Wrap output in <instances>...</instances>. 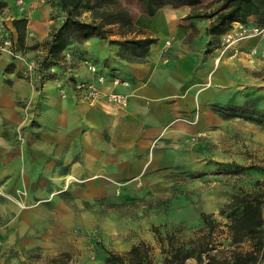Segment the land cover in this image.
<instances>
[{"label": "rangeland", "instance_id": "374dc122", "mask_svg": "<svg viewBox=\"0 0 264 264\" xmlns=\"http://www.w3.org/2000/svg\"><path fill=\"white\" fill-rule=\"evenodd\" d=\"M121 1L132 13H144L139 0ZM37 12L47 16L45 29L61 20L60 12L51 7L48 0H0V54L23 61L20 72L35 88L40 89L49 80H58L61 92L66 95L70 89L80 99L76 92L79 81L71 72L85 61L74 60L68 54L67 71H52L51 78L40 83L36 69L44 52L28 62L24 60L25 52L43 50L45 38L37 40L33 31L27 32L26 47L22 48L11 21L15 17L30 18L34 14L37 17ZM52 15L56 16L55 20L51 19ZM206 23L208 20L200 21V27L195 25L183 43L196 37L206 44L208 36L199 35ZM224 34L221 45L208 55L203 51V56L212 58L215 64H228L226 70H230L233 77L211 92L208 106L204 108V111L209 110L205 113L209 127L182 143L173 171L143 174L139 181L144 182L145 178L144 185L134 187L114 182L106 191L91 190L84 179L69 176L63 188L48 192L42 199L25 201L0 191L7 201L19 206L0 207V264H104L106 250L124 253L140 241L151 246L153 259L160 264L165 256L163 246L171 249L181 243L197 246L198 251L201 243L206 248L201 259L190 257L186 264H224L234 251L254 249V242L249 237L233 241L228 226L230 209L224 214L220 210L236 193L251 192L264 200V31L245 36L229 47L223 43ZM110 39L118 40L121 36L115 34ZM7 40L13 42L12 50L17 56L4 49ZM167 40L165 51L172 42L174 47L175 38L170 39V45H166ZM95 45V49H103L107 54L105 57L117 56L120 51L119 44L109 40H100ZM254 48L256 53H253ZM86 56L105 74L122 78L117 67L110 65V60L103 63L88 51ZM31 61L35 62L33 69H29ZM208 85L214 86L212 82ZM246 103L249 104L247 114L262 122L246 115L227 117L213 110L215 104ZM30 106L31 102L24 105L27 110ZM201 113L197 106L181 113L178 119L197 123ZM37 208L42 213L38 217L24 213L26 210L35 212ZM203 212L210 214L214 221L215 229L211 233L202 219ZM155 227L164 237L163 243L159 241Z\"/></svg>", "mask_w": 264, "mask_h": 264}, {"label": "crops", "instance_id": "0c3cea01", "mask_svg": "<svg viewBox=\"0 0 264 264\" xmlns=\"http://www.w3.org/2000/svg\"><path fill=\"white\" fill-rule=\"evenodd\" d=\"M191 11L187 5H165L153 16L131 11L136 24L158 41L141 60L125 61L110 55V65L117 67L130 86H114L112 75L99 86L104 92L127 93L126 107L109 104L103 97L92 102L78 99L70 89L65 95L58 80H49L37 89L20 72L23 61L0 54V191L25 201L42 199L48 192L63 188L69 176L84 179L91 190L106 191L114 182L134 187L144 185L145 178L139 181L143 174L173 171L182 143L209 127L205 115L209 110L204 108L211 92L233 77L226 70L228 64H215L203 56L205 44L199 38L183 43L192 25L200 27L199 20L183 19ZM26 17V33L33 31L37 40L46 38L50 30L45 29L47 16L37 12V17ZM248 20L253 22L256 16ZM209 22L199 35H206ZM173 37L174 47L172 42L165 51V40ZM99 41L92 38L86 47L103 59L107 54L93 46ZM43 52L29 50L24 60ZM11 62L14 69L7 71ZM71 73L78 81L96 80L86 62ZM27 102H31L29 110L24 107ZM197 106L202 110L197 123L178 119ZM17 206L0 194V207ZM24 213L34 217L42 214L39 208Z\"/></svg>", "mask_w": 264, "mask_h": 264}, {"label": "trees", "instance_id": "16d2710c", "mask_svg": "<svg viewBox=\"0 0 264 264\" xmlns=\"http://www.w3.org/2000/svg\"><path fill=\"white\" fill-rule=\"evenodd\" d=\"M139 1L143 4L144 13L148 16L155 15L165 5L173 7L187 5L193 10L183 18L184 20H209V24L205 27V34L209 38L205 44V55L214 52L221 45L222 35L232 27L234 22L256 23L264 26V0H211L207 3L204 0ZM48 4L60 12L61 20L51 26L42 43L44 53L38 59L36 69L40 83L51 78L52 71L55 73L67 71L68 54L74 60L89 62L86 56L88 51L86 41L92 38L118 43L120 51L117 56L121 60L129 61L133 58L144 59L151 45L158 41L157 37L148 34L145 29L136 24L131 11L121 0H48ZM253 15L256 16V20L250 22L248 19ZM51 19L55 20L56 16L52 15ZM27 23L26 16L15 17L12 20V25L17 33V42L22 48L26 47ZM191 27L196 26L192 25ZM115 34H119L121 39H110ZM98 59L96 58V61ZM99 60H103V63L109 62L110 57ZM72 67L69 66V68ZM13 69L14 62H11L7 65L6 70L12 71ZM248 108V103L245 105H213V110L227 117L246 115L248 118L262 122L255 116H249ZM226 209H230L228 226L233 233V241L239 242L249 237L254 242V249L234 251L232 257L223 263L264 264V200L251 192L236 193L225 208L220 210V213H226ZM201 215L204 223L209 227L210 233L213 232L215 224L211 215L205 212ZM154 230L159 235V241L163 243L164 237L158 228L155 227ZM199 245L201 246L199 251L197 246H187L186 243H181L171 249L163 246L162 251L165 256L162 264H186L190 257L201 259L202 251H206V248L203 243ZM104 264L160 263L154 261L151 246L145 241H140L124 253L106 250Z\"/></svg>", "mask_w": 264, "mask_h": 264}, {"label": "built area", "instance_id": "2783aa9c", "mask_svg": "<svg viewBox=\"0 0 264 264\" xmlns=\"http://www.w3.org/2000/svg\"><path fill=\"white\" fill-rule=\"evenodd\" d=\"M264 31V26H261L256 23L246 24L242 22H236L234 27L228 30L223 36V43L227 44V47L235 44L239 40H241L245 36L250 35H259ZM12 41L7 40L5 42V47L7 51L13 53L12 55L17 56L12 50ZM171 40L166 41V45H170ZM226 47V48H227ZM225 48V49H226ZM257 49L254 48L253 53H256ZM87 68L89 71L95 74L96 80L95 81H79L76 83V92L81 99L87 100L89 102L98 100L99 98L103 97L109 104L116 105L118 107H126L128 105V94L119 92L116 90H110L104 92L100 89V84H104L108 80V75L105 74L100 70V68L92 63L86 62ZM35 66V62L31 61L29 64V69H33ZM32 75V70L30 71ZM112 83L114 86L123 85V86H130V82L126 79L119 78L118 76H111Z\"/></svg>", "mask_w": 264, "mask_h": 264}]
</instances>
